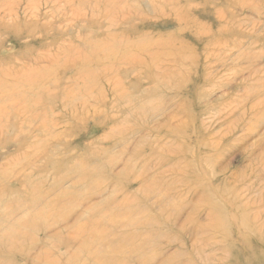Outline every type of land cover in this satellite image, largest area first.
Masks as SVG:
<instances>
[{"label": "rangeland", "instance_id": "rangeland-1", "mask_svg": "<svg viewBox=\"0 0 264 264\" xmlns=\"http://www.w3.org/2000/svg\"><path fill=\"white\" fill-rule=\"evenodd\" d=\"M0 5V264H264V0Z\"/></svg>", "mask_w": 264, "mask_h": 264}, {"label": "bare ground", "instance_id": "bare-ground-1", "mask_svg": "<svg viewBox=\"0 0 264 264\" xmlns=\"http://www.w3.org/2000/svg\"><path fill=\"white\" fill-rule=\"evenodd\" d=\"M40 3H41V2H40ZM15 4H16V3H15ZM1 5H2V4H1ZM1 5H0V6H1ZM43 5H44V4H43ZM2 7H3V6H2ZM23 8H24V7H23ZM38 8H39V7H38ZM0 10H1V9H0ZM3 10H4V8H3ZM13 10H14V8H13ZM29 11H30V10H29ZM24 12L26 13L27 11H24ZM3 13H4V11H3ZM13 13H15V12H13ZM21 13H22V12H21ZM16 14H17V12H16ZM16 14H15V15H16ZM23 14H24V13H23ZM30 14H31V13H30ZM15 15H14V16H15ZM24 15H25V14H24ZM34 15H35V14H34ZM34 15H33V16H34ZM39 15H40V14H39ZM37 16H38V15H37ZM30 27H31V26H30ZM30 31H31V30H30ZM85 62H86V61H85ZM85 62H84V63H85Z\"/></svg>", "mask_w": 264, "mask_h": 264}]
</instances>
